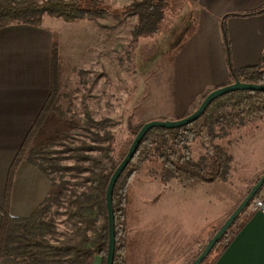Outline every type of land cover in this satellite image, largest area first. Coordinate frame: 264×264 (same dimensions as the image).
<instances>
[{"label":"trees","instance_id":"obj_1","mask_svg":"<svg viewBox=\"0 0 264 264\" xmlns=\"http://www.w3.org/2000/svg\"><path fill=\"white\" fill-rule=\"evenodd\" d=\"M102 4L103 0H0V28L13 23L38 25L45 14L68 22L86 17H105L110 9ZM167 6L168 0H133L126 6L114 8L113 12L137 15V23L132 31L133 37L137 39L162 31ZM263 12L264 7L244 16ZM230 15H225L221 20L230 73V81L226 84L233 83L236 79L248 83H264V50L258 64L234 67L227 28V18ZM53 59L54 86L51 97L34 123L9 172L6 201L1 207L0 260L12 257L15 264H91L92 258L100 255L103 264H106L109 241L106 191L113 172L127 153L121 160L114 156L115 135L111 130L110 118H88V126H94L96 130L92 131L90 140L82 139L81 143L68 146L66 152H71L70 158L75 160L73 165L61 164L62 157L55 156L58 151H54L52 145L34 147V141L44 128L47 118L53 113L63 112L60 109V62L56 50ZM210 91L204 94L203 99ZM263 120L264 91L240 90L215 99L197 121L187 126L151 129L114 188V264H126L128 188L145 160L158 159L159 170L154 173L164 183L174 178L186 181V185L229 182L235 161L234 133L255 126L258 121ZM144 123L133 128L135 136ZM223 139L227 140V145L222 143ZM196 145L201 146L202 151L195 158L193 149ZM24 159L48 175L52 187L45 201L30 216L14 217L9 210L11 187L16 169ZM67 170L86 174L75 188L64 175ZM252 203L253 200L248 206ZM61 216H65L68 231L58 229V219ZM227 234L221 241L227 242Z\"/></svg>","mask_w":264,"mask_h":264},{"label":"crops","instance_id":"obj_2","mask_svg":"<svg viewBox=\"0 0 264 264\" xmlns=\"http://www.w3.org/2000/svg\"><path fill=\"white\" fill-rule=\"evenodd\" d=\"M181 2L184 3L183 10L176 24L167 31L174 28L175 35H183L176 42L179 41L177 54L172 61V97L169 99V116H165L168 119L187 116L188 114H184L191 110L198 100L203 99L206 92L230 81L221 28V20L225 15L231 14L227 18V28L235 68L258 64L264 50V12L244 16L264 7V0ZM102 26L113 37L114 25L111 24L110 31L108 23ZM103 27L99 21L84 18L69 22L66 27L58 29L29 23H13L0 28V225L1 207L6 201L11 166L53 91L54 50L61 57L60 54L70 47V37L74 41L75 56L79 55V52L86 53V45L91 44V41L97 39L96 41L102 42L99 34L100 28ZM107 44L109 45L108 42ZM109 50L113 52V43L111 48L107 46V54ZM104 52L103 50L101 53L102 59ZM59 65L61 68V63ZM144 175V181H136L139 182V188L142 186L140 191L144 194L143 199L139 198L134 204L131 203L130 192L134 190V183H130L128 188L126 264H191L204 249L211 235L207 234L206 240H189L188 236L180 239L179 227L172 223L164 233L156 227L152 236L141 222L140 231L131 232L133 217L138 215L145 218L143 214L149 216L150 207L155 206L147 201H158L165 194L162 189L163 182L157 179V176L152 179L149 174ZM204 184L200 183L199 187H204ZM218 184H221V187L226 186L224 182ZM51 187L50 177L38 166L24 159L16 169L12 182L10 214L14 217L30 216L48 197ZM227 191L228 189L224 190L222 196L219 193V200L226 202ZM229 195L233 201L232 208L226 212L227 216L220 221L215 232L242 201L235 197V193ZM157 208L160 207L156 206V210ZM248 220L249 218H246L239 220L240 223L237 222L238 227L232 238L216 248V254L211 260L213 263ZM206 226L209 231L211 224ZM256 249L261 252L255 259L264 264V248ZM0 264H15V260L12 257H4ZM91 264H103V258L97 255L92 258Z\"/></svg>","mask_w":264,"mask_h":264},{"label":"rangeland","instance_id":"obj_3","mask_svg":"<svg viewBox=\"0 0 264 264\" xmlns=\"http://www.w3.org/2000/svg\"><path fill=\"white\" fill-rule=\"evenodd\" d=\"M132 1L103 0L102 5L110 9L109 16H96L93 19H88L99 21L101 27L108 23L109 31L113 24V37L107 33L106 28H100L99 39L102 42L96 41L97 39L91 41V44L86 45L88 51L86 53L79 52L77 56L73 49L74 41L69 37L70 47L67 46V51L60 54L59 94L60 109L63 112L53 113L47 118L44 128L34 141V147L41 148L52 145L54 151H58L55 156L62 157L61 164L73 165L75 160L70 158L71 152H66L68 146L79 144L83 140H90L92 131L96 130L94 126H88L89 117H93L95 120L111 119V130L115 135L114 156L117 160H121L122 156L128 152L135 137L133 128L149 120H168L165 116H169V99L172 97V61L177 54L179 41L176 42L183 35H175L174 28L167 31L174 26V23L176 24L184 3L181 0H168L162 31L155 35L140 36L135 39L132 31L137 23V15L113 12L114 8H121ZM40 24L58 29V27H66L69 22L45 14ZM67 30L69 29L67 28ZM69 31L73 32V30ZM112 43L113 52L109 50L107 54V46L111 48ZM103 50L105 52L102 59ZM201 100L203 99L198 100L194 107L184 115L193 112L200 105ZM160 116L162 117L159 119ZM256 124L235 132L233 135L234 169L230 181L224 182L226 186L221 187L218 182H202L205 183L204 187H199V184L186 185V181L175 178L167 183L163 182L162 189L165 194L158 201H153V199L147 201L148 204L155 206L150 207L149 216L144 213L145 218H140L138 215L133 217L131 232L140 231L141 222V224H145L146 230L152 236L156 227L164 233L172 223L179 227L180 239L183 236H188L189 240L192 238L206 240L208 235L213 236L220 221L227 216L226 214L232 208L233 201L229 194L235 193V197L242 200L264 173V120L258 121ZM222 143L228 144L226 139H223ZM201 151V146L196 145L193 149V156L198 157ZM137 162L138 160L135 163ZM134 166L135 164L132 167ZM158 170L159 161L157 158H148L144 161L131 181L134 183V190L130 192L131 203L134 204L136 199L144 197L140 191L142 186L139 188L137 185L139 184L136 182L137 179L144 181L145 173L154 179L153 176H157L154 172ZM64 175L71 181V186L75 188L81 177L86 174L67 170ZM159 180L162 182L161 179ZM227 189L226 202L223 199L219 200V193L222 196V192ZM261 195H264V187L254 198L253 203ZM253 203L230 228L227 241L235 234L238 227L237 222L250 218L251 214L257 210L252 208ZM156 206L160 208L156 210ZM207 224H211L209 231ZM58 229L63 232L69 230L65 216L58 219ZM202 235L204 236L202 237ZM224 243L225 240H222L217 244L203 264H211V262L213 264L211 260L216 254V248Z\"/></svg>","mask_w":264,"mask_h":264},{"label":"water","instance_id":"obj_4","mask_svg":"<svg viewBox=\"0 0 264 264\" xmlns=\"http://www.w3.org/2000/svg\"><path fill=\"white\" fill-rule=\"evenodd\" d=\"M240 90L264 91V83H248L236 79L233 83L226 84L211 90L202 100L200 105L190 114L179 119L168 120H149L144 123L137 135L134 137L129 150L122 159L118 167L113 172L106 191V206L108 216L109 241L106 264H114L116 250V224L115 211L113 207V193L118 179L129 163L135 157L139 146L145 135L153 128L162 127L176 129L187 126L197 121L205 112L207 107L218 97L230 92ZM264 186V173L251 187L247 195L242 199L235 210L230 214L226 221L220 226L216 233L208 240L204 249L193 260L191 264H203L205 259L212 253L221 239L227 234L236 220L248 208V205ZM256 248H264V204L250 216L249 220L235 235V237L225 247L222 254L213 264H260L255 257L260 253Z\"/></svg>","mask_w":264,"mask_h":264},{"label":"built area","instance_id":"obj_5","mask_svg":"<svg viewBox=\"0 0 264 264\" xmlns=\"http://www.w3.org/2000/svg\"><path fill=\"white\" fill-rule=\"evenodd\" d=\"M263 204H264V195H261V196H259V198H257L255 200V202L252 205V208L255 210L259 209L263 206Z\"/></svg>","mask_w":264,"mask_h":264}]
</instances>
